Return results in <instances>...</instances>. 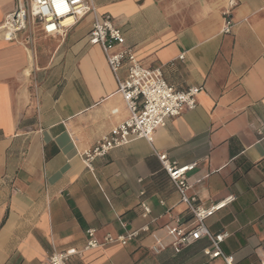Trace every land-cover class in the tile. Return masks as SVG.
I'll use <instances>...</instances> for the list:
<instances>
[{
  "label": "crops",
  "instance_id": "0c3cea01",
  "mask_svg": "<svg viewBox=\"0 0 264 264\" xmlns=\"http://www.w3.org/2000/svg\"><path fill=\"white\" fill-rule=\"evenodd\" d=\"M110 13L140 64L161 67L176 88L200 86L197 106L97 158L82 153L130 116L87 14L62 35L43 22L0 31V264H41L79 250L68 264H226L203 237L175 252L165 225L192 215L158 154L187 172L186 194L205 207L232 200L206 220L234 264L264 257V0H93ZM231 2L230 33L222 32ZM25 0H0V26ZM183 55V58L179 56ZM127 75V63L120 70ZM145 202L150 213L145 214ZM124 223L125 225H123ZM148 224L126 244L83 250L86 230L103 241ZM154 235L166 244L156 253ZM83 250V251H82Z\"/></svg>",
  "mask_w": 264,
  "mask_h": 264
},
{
  "label": "built area",
  "instance_id": "2783aa9c",
  "mask_svg": "<svg viewBox=\"0 0 264 264\" xmlns=\"http://www.w3.org/2000/svg\"><path fill=\"white\" fill-rule=\"evenodd\" d=\"M18 4L17 8L7 14L0 31L5 38L15 39L19 31L26 30L34 20L43 22V31L47 35L65 34L77 24L82 17L92 14L93 21L88 33V42L98 45L103 50L107 63L118 84V91L124 97L130 116L116 125L108 134L82 153V160L88 170L93 171V163L97 158L104 157L114 148L124 146L137 138L149 140L157 128L164 127L167 122L180 115L183 110L194 109L197 106V95L200 86H191L186 90L176 88L164 78L161 67L146 68L142 66L135 54L134 48L126 44L125 35L118 27L110 13H99L93 0H28ZM234 2L224 8V25L222 32L230 33L233 26L231 7ZM183 58V55L179 56ZM127 63V75L122 78L120 70ZM158 157L171 180L178 188L181 199L188 206L192 215V225L184 227L180 224L167 223L165 230L170 237V244L175 252H180L186 246L206 237L212 248L204 250L211 258L222 257L226 264H234V255L225 254L222 242L230 235L228 231L213 233L206 220L232 200L229 197L221 202L205 207L195 202V197L186 194L189 184L186 174L196 166V162L178 164L170 161L166 153ZM145 214L150 213V207L142 202ZM125 225L124 223H122ZM150 226L143 225L137 230L113 236L107 234L103 241L95 237V229L86 230L87 242L83 250L97 248L105 242L118 240L126 244L139 235L140 231H148ZM154 252L165 249L166 244L158 235H154ZM82 250V251H83ZM80 253L79 250L53 251L49 259L41 264H68L70 258ZM264 264V257L261 259Z\"/></svg>",
  "mask_w": 264,
  "mask_h": 264
},
{
  "label": "rangeland",
  "instance_id": "374dc122",
  "mask_svg": "<svg viewBox=\"0 0 264 264\" xmlns=\"http://www.w3.org/2000/svg\"><path fill=\"white\" fill-rule=\"evenodd\" d=\"M25 3H26V7L29 8L28 0H25ZM33 27H34V21H32V23L29 24L27 29L32 30Z\"/></svg>",
  "mask_w": 264,
  "mask_h": 264
}]
</instances>
